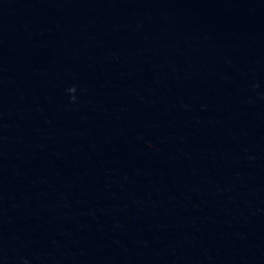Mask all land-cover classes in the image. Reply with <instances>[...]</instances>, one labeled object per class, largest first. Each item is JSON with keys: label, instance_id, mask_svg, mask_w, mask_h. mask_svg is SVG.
<instances>
[{"label": "clouds", "instance_id": "9594fccd", "mask_svg": "<svg viewBox=\"0 0 264 264\" xmlns=\"http://www.w3.org/2000/svg\"><path fill=\"white\" fill-rule=\"evenodd\" d=\"M68 91H69V92H75V88H74V87H72V88H69V89H68ZM72 98H73V100L75 99V97H74V96H73Z\"/></svg>", "mask_w": 264, "mask_h": 264}]
</instances>
